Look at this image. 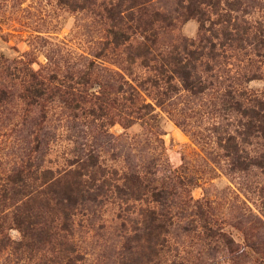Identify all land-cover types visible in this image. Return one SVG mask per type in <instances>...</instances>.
<instances>
[{"label":"trees","instance_id":"16d2710c","mask_svg":"<svg viewBox=\"0 0 264 264\" xmlns=\"http://www.w3.org/2000/svg\"><path fill=\"white\" fill-rule=\"evenodd\" d=\"M162 1L57 0L102 25L92 56L52 49L37 69L23 60L0 65V105L17 107L1 126L19 142L13 164L0 170V253L7 252L0 264L81 262L75 230L91 222L92 208L107 206L127 264H185L174 230L199 246L202 258L191 264H216L220 252L234 251L211 200L193 198L197 180L186 165L173 168L154 147L143 157L144 146L120 143L124 132L109 128L138 123L158 137L159 108L209 155L215 151L226 173L264 169V153L252 149L264 145V91L246 86L262 75L264 0ZM189 19L198 22L195 38L165 40ZM180 98L190 106L176 108ZM193 118L203 131L192 130ZM60 135L66 149L45 166Z\"/></svg>","mask_w":264,"mask_h":264},{"label":"rangeland","instance_id":"374dc122","mask_svg":"<svg viewBox=\"0 0 264 264\" xmlns=\"http://www.w3.org/2000/svg\"><path fill=\"white\" fill-rule=\"evenodd\" d=\"M160 4H163L162 0ZM166 6L170 7V4L166 3ZM262 15L259 9L255 10L256 18H261ZM197 32L198 22L189 19L179 24L165 40L181 36L195 38ZM102 35V25L95 16L85 11H70L58 5L57 0H0L1 66H21L18 61L23 60L30 61L31 66L37 69L39 65L46 63V54L52 49L55 52L57 49L71 50L75 55L88 54L90 57V53L97 49ZM104 65L113 67L109 61H104ZM262 66L261 78L250 80L246 84L247 88L264 91V65ZM100 73L108 75L102 69ZM4 79L2 81L5 84L19 87L18 80ZM181 100H173L177 102L176 108L190 106L187 105V99ZM157 109V123L161 130L158 137L153 136L149 128L138 123L128 128L115 124L109 128V132L116 135L124 132L125 138L119 140L120 143L135 141L144 146L141 153L143 157H149L154 147L156 153L166 154L173 168L186 165L187 174L197 180V186L191 192L193 198L205 196L211 200L214 216L233 240L234 251L220 252L214 260L216 264H264V169L251 168L241 174L226 173L223 161L216 157L215 151L209 155L208 151L211 149L206 143L203 147L196 144L189 132L175 124L166 112ZM16 111L14 104L0 105V170H6L13 164V151L19 145L18 141L14 142L10 130L1 126L3 122L14 120ZM188 121L192 130L203 131L198 119ZM67 144L65 136L60 135L56 145H52L49 153L43 157V164L55 166L52 160L61 157ZM252 149L264 153L263 144L253 145ZM92 209L94 211L89 215L91 222L80 218L82 226H77L74 233V243L84 255V260L76 264L129 263L131 258L123 252L121 238L115 234L116 221H111L114 209L110 206L103 210ZM179 234V230H174L171 241L185 250L182 251L185 258L183 262L191 264L196 257L202 258L195 239ZM9 235L13 239H19V233L15 229L10 230ZM6 260L7 252L4 251L0 253V263ZM204 262L201 260L198 264ZM16 264L27 263L18 261Z\"/></svg>","mask_w":264,"mask_h":264}]
</instances>
